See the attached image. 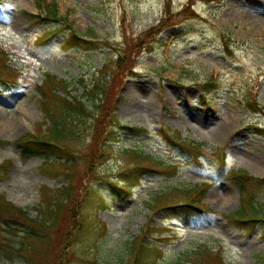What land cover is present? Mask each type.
Wrapping results in <instances>:
<instances>
[{
	"label": "rangeland",
	"instance_id": "1",
	"mask_svg": "<svg viewBox=\"0 0 264 264\" xmlns=\"http://www.w3.org/2000/svg\"><path fill=\"white\" fill-rule=\"evenodd\" d=\"M0 1V46L20 73L19 89L0 93V203L25 210L33 222L43 212V187L71 199L42 231L41 245L25 239L16 213L0 210V264H27L26 255H34L32 264H126L124 244L148 224V239L162 250L157 264L201 246L219 248L226 264H264V222L250 231L224 221L238 210L239 196L221 173L222 167L238 169L261 179L256 200L264 204V0ZM40 1L56 5L58 16L88 42L67 46L64 22L26 18L40 13ZM54 29L52 41L40 40ZM102 67L110 82L104 106L113 102L111 116L125 129H115L108 142L104 121L86 103L67 144L73 161L59 165L67 172L44 175V158L23 156L15 143L36 136L39 124L48 130L38 87L49 74L70 83L71 97L88 100L91 76ZM219 129L225 133L216 136ZM134 148L163 165L134 170L137 162L121 152ZM125 172L138 177L127 194H118L110 183L121 186L118 175ZM201 182L211 185L202 200L210 214L153 212V206L183 202L158 199V193ZM88 185L103 201L97 210L89 208L96 197L83 192ZM70 209L76 225L67 220ZM84 225L87 231L77 230Z\"/></svg>",
	"mask_w": 264,
	"mask_h": 264
},
{
	"label": "trees",
	"instance_id": "2",
	"mask_svg": "<svg viewBox=\"0 0 264 264\" xmlns=\"http://www.w3.org/2000/svg\"><path fill=\"white\" fill-rule=\"evenodd\" d=\"M193 0H191L192 2ZM190 2V7L192 3ZM4 2L0 1V7H3ZM36 7L40 11L38 15L24 13L26 18H28L32 23H60L64 22V25H67L66 29L69 35H66L64 42L67 46L74 45L80 42H88L83 36H80L70 28V25L66 22L65 18H60L57 13L56 5H50L44 1H40L36 4ZM189 7V4L187 5ZM44 11V15L42 12ZM58 31L50 30L46 33H43L40 37L42 42L48 43L52 41ZM93 42V41H89ZM10 61V54L3 47L0 46V93L17 90L19 89V72L17 69L12 68L8 65ZM104 70V69H103ZM100 71L98 76H92L90 80V90L87 93H92V95L87 96L88 100H83L80 96H69L67 92V87L69 83L63 80H57L54 76L46 75L44 84L38 87V93L40 95V103L42 111L46 116V122L48 124V130H43V126L46 124H39L36 128V136L32 135H23L16 140V146L20 150L21 154L25 157H43L44 162L41 166V172L50 177L58 176L60 173H66L67 170L64 164H70L73 160V155L69 150L68 143H71L75 139V131L78 129L77 123H82L79 116L83 113H87V104L94 107L92 110L98 112L97 117H101L104 121L106 136L105 140L108 142H113L116 138L115 129H125L119 121L116 120L115 116H111L114 111V104L111 101V104L104 106V93L106 88L109 86L110 82L108 81L109 74L107 70ZM108 74V75H107ZM63 93L64 96L60 97L56 93ZM70 99V100H69ZM94 102L98 103L94 105ZM77 115H75V114ZM108 121L106 123V118ZM79 124V125H80ZM102 127V123L94 124V127L98 129ZM46 127V128H47ZM101 133H105L102 129ZM171 140L177 138L176 133L170 135ZM2 142H0L1 146ZM182 145V144H181ZM201 147V146H200ZM189 150H195L196 148L189 146ZM201 150V148H200ZM122 154L129 155L133 160L137 162L136 166H133L134 170L138 169H152V166L160 167L163 164L156 163L155 160L149 155L136 148L134 149H122ZM50 158H55L53 161H50ZM149 162L150 167L143 166L141 162ZM223 165V161H222ZM132 170V171H134ZM4 170L0 168V175ZM223 167L221 168V173L224 175L227 181L231 182L238 190L239 194V208L233 213L228 215H223L224 221L227 223L234 224L241 228L249 227V230H253L255 224L258 222H264V204L263 202L257 201L256 188L261 179H257L247 172L238 169H232L228 172H223ZM91 172V171H90ZM131 172V171H130ZM137 175L130 176L128 173H121L118 175V182L122 183L121 186H115L110 183V186L116 193L123 191L124 194H127L131 187L136 183ZM89 186V185H88ZM209 189V185L206 183L195 184L191 187L185 188L184 186H174L170 191L164 192L163 194L158 193V199L162 200H172L173 196L178 199L174 201H183L179 203H165L163 206H153L151 207L153 212L161 211L165 213L169 210L174 211L177 215L185 214L189 216H199V214H208L210 210L207 209L202 204L204 195ZM85 194H93L96 197V200L93 201L89 208L97 210V208L103 204V201L100 199V195L97 190L92 189V186L83 189ZM41 199L43 212L39 217L36 216L32 222L29 215L25 210L14 207L12 204L0 203V210L5 214L9 210L13 213H16L23 221L22 227L26 229L25 239L30 242H36L37 244L43 243L45 238L42 231L47 227L46 225L51 222L59 219L62 215L63 210L65 209V203L71 201L66 197H62L60 191H50L47 188L41 189ZM67 197L70 195V192L65 194ZM43 217V221H41ZM68 222L73 225H76L77 222L74 218V213L70 209L67 213ZM2 223L8 225L6 221L2 220ZM164 227V226H163ZM8 228H12V225H8ZM42 229V230H41ZM89 229L88 225L78 227L79 231H87ZM152 225L148 224L146 229L143 230L142 234L135 238L134 241L130 243H125L124 248L127 249V262L126 264H157L158 257L162 252L157 245L148 239L149 231L152 232ZM202 247V246H201ZM198 247L194 252L190 254L177 253L174 257L170 258L164 264H226L222 251L218 249L212 250L211 248H201ZM31 248V247H30ZM28 248H26L27 251ZM37 251H39L37 249ZM126 251V250H125ZM32 253V252H31ZM30 253V254H31ZM262 261L264 262V256ZM34 255H26L27 264H32Z\"/></svg>",
	"mask_w": 264,
	"mask_h": 264
},
{
	"label": "bare ground",
	"instance_id": "3",
	"mask_svg": "<svg viewBox=\"0 0 264 264\" xmlns=\"http://www.w3.org/2000/svg\"><path fill=\"white\" fill-rule=\"evenodd\" d=\"M5 126V124H4V119L2 120V121H0V128H3ZM224 134L225 133V131L223 130V129H219L218 131H217V133H216V136H219V135H221V134ZM253 164H255L254 162H253Z\"/></svg>",
	"mask_w": 264,
	"mask_h": 264
}]
</instances>
